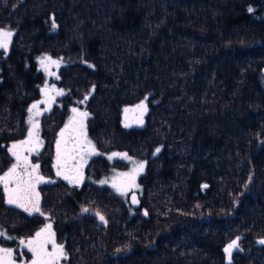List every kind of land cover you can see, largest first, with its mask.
Masks as SVG:
<instances>
[{"label":"trees","instance_id":"trees-1","mask_svg":"<svg viewBox=\"0 0 264 264\" xmlns=\"http://www.w3.org/2000/svg\"><path fill=\"white\" fill-rule=\"evenodd\" d=\"M2 28L14 35L0 51V142L24 136L50 53L69 59L58 85L72 104L89 94L98 149L146 161L133 216L108 187L44 185L64 264H229L237 237L231 264H264V0H0ZM141 100L144 123L124 127L123 107ZM65 112L41 117L50 175Z\"/></svg>","mask_w":264,"mask_h":264},{"label":"snow or ice","instance_id":"snow-or-ice-1","mask_svg":"<svg viewBox=\"0 0 264 264\" xmlns=\"http://www.w3.org/2000/svg\"><path fill=\"white\" fill-rule=\"evenodd\" d=\"M249 12L253 9L249 8ZM53 26L55 27V18H53ZM14 32L10 29H0V50L7 52ZM42 67L47 71L51 65L59 66V60H53L51 57H44L40 61ZM59 78V77H57ZM94 90V89H93ZM55 96H62L65 93L61 89L55 87L44 89L45 99L38 103L32 104L28 109L32 116L29 118L28 123L31 126L27 132V139L14 143L9 149L11 156L14 158V163H10V167L3 175H0V185L6 196V202L9 205L22 209L29 214L39 213L44 215L40 209V193L37 191L38 185L42 183H54V181L46 179L40 174L39 163L33 164L30 156L33 153L38 154L40 148L43 146V141L39 136V122L35 119L36 116L41 115L40 104H46L47 110L51 109ZM87 99V97H85ZM128 111H138L140 113L137 118V123L143 124V115L147 111V106L144 103L136 106V109ZM73 116L68 124L59 133L60 139L56 142V175L62 177L73 185H79L83 181V168L86 164V156L98 154L95 145L87 138L86 123L89 113L87 111H80L77 108L72 109ZM126 127L130 126L127 123ZM157 152L160 149H156ZM114 156L120 155L114 153ZM112 157H109L111 159ZM122 158L130 159L127 154H123ZM145 168L143 162L136 163L132 172L119 174L123 181H112V187L116 189L121 195L126 196L132 188H137L136 176L141 173ZM101 183H108L107 180ZM207 187V185H205ZM132 202L137 203L136 197H132ZM83 211L87 213L89 209L84 208ZM103 223H107L105 218L99 213L96 214ZM145 215L147 213L145 212ZM6 233L0 231V237H5ZM11 239V237H7ZM28 252L32 254L30 264H61L62 260L68 258L63 245L57 244L55 233L52 231V225L49 223L44 228L40 229L35 235L28 239L19 241ZM259 243L264 244V240ZM51 245V251H49ZM242 251L239 247V237L229 243L224 252L227 254L229 264L232 261L233 251ZM0 264H17L15 252L10 247H0Z\"/></svg>","mask_w":264,"mask_h":264},{"label":"rangeland","instance_id":"rangeland-1","mask_svg":"<svg viewBox=\"0 0 264 264\" xmlns=\"http://www.w3.org/2000/svg\"><path fill=\"white\" fill-rule=\"evenodd\" d=\"M2 29L8 30L9 28H2ZM10 30H12V29H10ZM0 51H3V50H0ZM44 57H51L53 60H59L60 61L59 66L57 67L56 65H51L49 67V69L46 71L45 68L42 67V65L40 63L41 59L44 58ZM68 61H69V59L67 57H65V56H54V55H52L50 53H42V54H40V57H39V69H40V71L42 73L41 75L43 77V80H42V83H41V87H40V91H39L40 94H39V97L38 98H36L32 102H30V103H28V104L25 105V107H24V111H25L24 136L21 139H18L16 141H14L12 144L19 143L20 141L27 139V132H28V130L31 127L29 125V123H28V120L32 116V113H30L28 111V109L32 106V104L38 103V102L43 101L45 99L44 89L46 87L49 88V89H51L53 87H55L56 89H61V90H63V92L65 94L62 95V96H55L54 93L52 94V95H54V102L52 103L50 110H47L48 109V106L46 104H43V103L40 104V111H41L42 114L39 115V116H36L35 119L39 122V125H40V128H39V136H40L41 140L43 141V145L45 144V139L42 136V122H41V117L45 113H49V112H51L55 108L60 109V110H63V111H66L65 112V114H66L65 121L63 123V126L60 128V130L58 132V140H59L60 139V136H59L60 131L65 128V126L68 124L69 120L74 115L73 112H72V109L73 108H77L80 111H85L84 105H85V102L87 100V99H85V97L88 98V95H89L88 93L85 94L84 99L78 100V102H75L74 101L73 102L74 104H72V101L73 100L68 95V91L66 89H64L63 87H61L60 85H58L59 78H57V77H59V74H58L59 73V70H60V68L64 64L68 63ZM66 97L69 98V100H70L69 103H67V102L65 103L64 98H66ZM141 103H144L147 106L146 101L145 100H141L140 102H137L135 104L126 105V106L123 107V110H122V125L124 127H126L125 126L126 123L128 125H130L127 128H131L133 126L141 125V124L137 123V118L140 115V113L138 111H128V112H125V109H130V110L136 109V106L137 105H140ZM66 105H67V107H66ZM147 111H148V106H147ZM147 111L144 113V115L142 117L143 123L145 121V116H146ZM86 132H87V130H86ZM87 138L89 140H91V142L95 145L96 152L98 154H93V155H87L86 156V164H85V166L83 168V177L84 178H83L82 183L83 182L85 183V181H88L89 183H92V184H94L97 187H108V188H110L111 191L116 195L117 199L118 200H121L126 205L129 215L133 216L135 213H137L140 210V204H139L138 207H133L132 204L129 201V196H130L131 193L136 192L138 194V199L140 201V197L142 195L143 188H142V184L140 183V180L139 179H140V176L143 174L145 168H144V170L141 173H139L136 176V184L138 185V187L137 188H132L131 191H129L126 196L121 195L119 192L116 191V189H114L112 187V181L113 180L123 181L124 178H122L119 174L132 172V170H133V168H134V166H135L136 163L143 162L145 164V166H146V161L144 159H142V158H139V157H137V156L129 153L126 150L113 149L111 151H107V153H104V152H102V151H100L98 149L95 141L89 135L88 132H87ZM56 142H55L54 154H53L52 160H51L52 161L51 168H52V171H53V175H52L53 177L52 176H49L47 172H43V170L41 169V166H40V170H39L40 171V174L43 175L46 179H49V180H52V179L53 180L54 179H61L62 180L63 179L62 177L56 175V168L54 167V165L56 164ZM40 151H41V149L39 150V152ZM114 153H118L120 155L114 156L113 155ZM125 153L127 154V156L130 159H124V158H122L123 154H125ZM38 157H39V153L38 154H36V153L31 154V156H30L31 162L33 164L38 163V162H36V158H38ZM109 157H112V158L109 159ZM99 158L102 159L103 165L105 164V170L104 171H106V172H104V171L98 172L93 167V165L91 164L93 161H95V160H97ZM105 180H107L108 183H101L102 181H105ZM33 236H31V237H29V238H27L25 240H28V239L32 238ZM235 239H233V240H235ZM232 241H230L229 243H231ZM18 246H19V248H22L24 250V252H25V250L27 252V249L24 248L23 245H18ZM0 247H6V246L0 245ZM51 250H52L51 249V245H49V251H51ZM24 252H23L22 255L25 254ZM28 260L23 259L21 261H17V264H30V262ZM61 264H64V260L61 261Z\"/></svg>","mask_w":264,"mask_h":264},{"label":"flooded vegetation","instance_id":"flooded-vegetation-1","mask_svg":"<svg viewBox=\"0 0 264 264\" xmlns=\"http://www.w3.org/2000/svg\"><path fill=\"white\" fill-rule=\"evenodd\" d=\"M21 138L22 137H20L18 139H21ZM18 139H16V140H18ZM16 140H14V141H16ZM14 141L0 142V175H3L4 172H6L8 170V168L10 167V163L14 162V158L11 156V153L9 151V149L11 148L10 146L12 145V143ZM46 147H47V142L45 141V144L43 145V147L40 148L41 151L39 152V157L36 158V162L39 163L42 170H43L42 165L44 164L43 156H44ZM54 150H55V144H54V148H53V154H54ZM51 160H52V157H50V164H52ZM50 167H51V165H50ZM50 172L53 175L52 168L50 169ZM48 175L52 176L50 174H48ZM55 180H61V179H54V180L52 179V181H55ZM62 181L68 185H72V186L77 187L79 189H81L80 187L84 184V182H83L82 184H79L77 186V185H73V184L69 183L67 180L62 179ZM46 184H48V183H46ZM44 185H45V183H42V184L38 185V187H37V191H39V193H40V209H41V212H43L42 211V207H43L42 204H43V198H44V191L42 188L44 187ZM92 185H94V184H92ZM100 188H102V187H100ZM84 208L89 209V211L87 213H85L83 211ZM80 209H81V213L84 214L85 217H88V218L94 217L95 219H97V221L98 220L100 221L99 217L96 215L97 213H95L96 211H93L89 207H81ZM43 213H44V215H40L39 213L29 214L27 212H24L20 208H17L15 206L7 204L6 196H5V193L3 190V186L0 185V231H4L6 233L5 237H0V245L13 248L14 252L16 253L15 258L17 261H21L23 259H26V260L29 259L28 261L30 262L32 259L31 253H29L28 251L26 252V250L24 252V250L22 248H19L18 245H21L19 243V241L21 239L25 240V239L29 238V236L25 235L24 233L26 232L27 227L31 226V224H33V221L36 220L37 223H40L39 228H37V230L34 232V234L37 231H39L40 229H42L43 227H45L49 223L52 225V231L55 233L54 227H53L54 224H52V222L50 221V219H51L50 215L49 214L47 215V213H45V212H43ZM33 235H31V236H33ZM9 236L11 237V239L7 238ZM55 239H56V236H55ZM56 242H57V240H56ZM57 244H59V243L57 242ZM23 252L25 253L24 255H22Z\"/></svg>","mask_w":264,"mask_h":264},{"label":"water","instance_id":"water-1","mask_svg":"<svg viewBox=\"0 0 264 264\" xmlns=\"http://www.w3.org/2000/svg\"><path fill=\"white\" fill-rule=\"evenodd\" d=\"M133 196L136 197V200L138 201L137 203H133V202H132V197H133ZM129 201H130V203L132 204L133 207H138L139 204H140V201H139V199H138V194H137L136 192H133V193L130 194V196H129ZM101 223L104 224L103 222H101Z\"/></svg>","mask_w":264,"mask_h":264}]
</instances>
